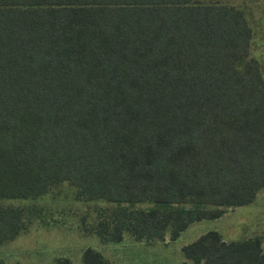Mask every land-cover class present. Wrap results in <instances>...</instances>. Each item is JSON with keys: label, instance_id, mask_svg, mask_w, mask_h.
I'll list each match as a JSON object with an SVG mask.
<instances>
[{"label": "trees", "instance_id": "obj_1", "mask_svg": "<svg viewBox=\"0 0 264 264\" xmlns=\"http://www.w3.org/2000/svg\"><path fill=\"white\" fill-rule=\"evenodd\" d=\"M251 37L243 12L216 0H0V199L65 182L113 202L102 243L175 240L251 203L264 186ZM24 227L0 205V244ZM180 249L192 264H264L257 237L208 230ZM80 258L111 264L90 247Z\"/></svg>", "mask_w": 264, "mask_h": 264}, {"label": "rangeland", "instance_id": "obj_2", "mask_svg": "<svg viewBox=\"0 0 264 264\" xmlns=\"http://www.w3.org/2000/svg\"><path fill=\"white\" fill-rule=\"evenodd\" d=\"M194 1V0H193ZM207 2L212 0H197ZM240 9L252 30L249 56L255 58L264 78V0H216ZM0 205L21 209L24 229L0 244L2 264H81V252L90 247L111 264H192L181 247L208 230L224 241L257 237L264 254V186L253 201L225 208L217 219L191 224L175 240L166 231L162 239L135 240L127 231L120 242L102 243L95 233L100 221L112 220L116 204L103 199L82 200L74 188L61 182L33 199H0ZM136 203L131 209L148 207Z\"/></svg>", "mask_w": 264, "mask_h": 264}]
</instances>
